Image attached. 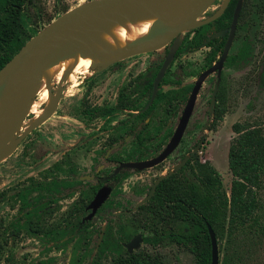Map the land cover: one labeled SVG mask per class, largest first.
<instances>
[{
	"label": "rangeland",
	"instance_id": "rangeland-1",
	"mask_svg": "<svg viewBox=\"0 0 264 264\" xmlns=\"http://www.w3.org/2000/svg\"><path fill=\"white\" fill-rule=\"evenodd\" d=\"M87 1L90 0H24L21 15L23 35L28 37L33 30L40 31L65 10ZM222 2L223 0L220 1V5ZM2 3L3 0H0V15L5 16L1 12ZM191 34L192 30H188L178 38L179 42L184 41L183 47L191 40ZM243 45L247 48L246 56L234 64L225 65L223 69L218 93L219 102L225 103L228 108L223 121L217 124L216 129H213L214 120L210 100L217 74L212 73L203 83L193 115L177 149L160 165L143 171L133 170L117 189L112 186L111 195L103 208L92 218L87 230L89 232L88 247L94 248V251L91 255L83 257L85 254V248H83L77 254L80 256L77 264L95 262L99 231L106 224L113 225L116 236H120L121 226L132 235L140 232L150 236L154 229L164 234L170 231L182 232L180 221L163 219L148 207L136 210L134 207L146 196L149 187L161 172L166 176L169 170H175L183 155L190 153L198 144L200 149L193 156L192 164L196 161L204 163L210 160L221 173L225 188L230 189L233 175L228 166V149L230 140L235 135L232 125L246 119L258 120L264 124V0H248L247 17L237 30L230 56L238 53ZM163 50L164 48L146 52L136 58L146 63L154 57H159ZM208 51L206 47L191 52L182 51L176 61L196 79L197 75L205 69ZM113 64L91 66L89 72L86 70L80 73L75 72L76 81L64 80L65 82L61 85L60 79L51 77L46 83L47 88L53 91L54 96L58 92L62 93L56 112L22 138L13 151L0 162V198L1 193H7L0 199V264H37L44 261L51 264H72L76 261L72 243L67 247L58 248L49 234L22 233L19 237L13 236L12 231L17 224L16 217L19 215V203H15V196L29 185L30 182L27 180L32 176L39 181L49 183L55 178L75 181L83 176L92 175L93 178L90 181L81 180L82 182L71 197L48 206L49 211L44 213L42 219L47 228H51L54 225L64 224L68 212L82 190L98 182L95 163L104 161L102 155L111 140L116 142L124 140L127 136L123 135L120 139L121 132L114 124L122 118L131 119L127 115L130 114L129 112L114 114L110 118L93 119L91 115L95 108L116 104L118 90L126 83V74L115 68L120 65H114V67ZM41 96L42 91H39L35 101L43 111L46 102ZM134 103H137L139 107L144 103V99ZM127 107L128 109L137 108L136 105ZM167 108V103H161L156 119H160V122L169 120L170 129L174 131L180 116L168 114ZM35 119V114L30 112L26 122L31 123ZM133 125L138 126V122ZM133 149L130 143L125 146L124 152H132ZM157 151H159L157 148H148L145 149V154L153 156L158 153ZM96 157L100 161H97ZM57 161H61L62 167L59 171L47 170ZM106 164L108 169L103 171L104 174L116 166L113 162ZM46 170L50 172L47 173ZM186 175L190 179H195L189 169ZM38 190L34 191L33 196L38 195ZM46 197L48 202L51 196L47 194ZM262 201L264 202V191ZM13 204L15 207H12ZM130 209L131 211L127 212ZM51 210L54 211L51 212ZM136 253L157 256L163 264H198L188 247L179 245L169 238H165L155 246L144 241ZM97 263L114 264L113 254L108 253ZM257 264H264V258Z\"/></svg>",
	"mask_w": 264,
	"mask_h": 264
},
{
	"label": "trees",
	"instance_id": "trees-1",
	"mask_svg": "<svg viewBox=\"0 0 264 264\" xmlns=\"http://www.w3.org/2000/svg\"><path fill=\"white\" fill-rule=\"evenodd\" d=\"M237 2L238 0H232L220 18L197 28V35L184 45L183 52L198 49L209 35L229 27ZM247 2L248 0H244L241 22L247 17ZM23 4L24 0H3L1 12L5 16L0 15V69L39 32L33 30L28 37L23 35L21 23ZM208 44L212 49L207 54L206 63L211 66L223 50L224 38L212 37ZM246 54L247 48L243 45L238 53L228 57L226 65L236 63ZM161 103L169 105L171 100H165L159 95L150 111L158 108ZM227 112L225 103H217L213 110V129L223 121ZM149 125L150 122L147 123L146 128ZM232 129L235 135L230 140L228 149V166L233 175L230 189L225 188L221 173L210 160L204 163L196 161L195 164L190 161L182 169L169 173L159 183L153 197L140 209L148 207L163 219L180 221L183 230L164 234L154 229L152 235L146 236V242L155 246L165 238H169L179 245L188 247L198 264H211L212 243L208 230L210 224L216 233L221 264H257L263 260L264 124L258 120L246 119L235 122ZM165 137L167 136L164 135L162 139ZM187 168L192 170L195 179H190L186 175ZM52 169L59 171L61 162H57L49 170ZM115 179H119V176ZM27 182H30L29 185L15 196V203H19V215L16 217L17 224L12 231L13 236L19 237L22 233L49 234L58 248L67 247L72 243L76 259V263L72 264L80 261V256L77 254L83 248H85L83 257L91 255L94 248L88 247L89 232L87 231L91 221L83 224L82 218L86 215V207L99 185H91L82 190L80 197L74 201L68 212L64 224L47 228L42 219L47 206L52 202H58L59 199L71 197L81 181L55 178L45 183L31 177ZM36 189H39L38 195L33 196ZM1 194L2 198L7 193ZM47 194L51 196L48 202ZM12 207H15V204ZM121 228L120 236H116L113 225L107 224L103 240L98 247V240L96 242L98 250L95 262L92 264H98V260L108 253H112L115 257L114 264H163L157 256L128 253L122 242L131 238L132 233L126 232L122 226ZM37 264H51V262L44 261Z\"/></svg>",
	"mask_w": 264,
	"mask_h": 264
},
{
	"label": "water",
	"instance_id": "water-1",
	"mask_svg": "<svg viewBox=\"0 0 264 264\" xmlns=\"http://www.w3.org/2000/svg\"><path fill=\"white\" fill-rule=\"evenodd\" d=\"M220 1L90 0L58 16L30 38L19 52L0 69V100L3 104V110L0 114V162L13 151L22 138H25L56 112L62 93L58 92L54 96L52 91L49 90L53 97L51 107L29 123L27 127H24L26 118L35 103L39 91V83L47 64L53 65L59 60L68 58L72 52L82 48V43L87 42L94 31L102 29L114 21L136 16L155 17L158 23L150 28L144 39L132 43L123 56H110L111 60L109 62L101 64V66H106L132 55L159 50L174 41L163 67L156 77L154 94L145 107L147 109L153 103L160 80L180 45L178 41L180 34L218 19L224 13L231 0H223L221 5ZM243 2L244 0H238L230 28L216 33V36H224L229 32L222 55L216 63L202 72L196 80L178 126L164 150L158 156L148 160L124 162L110 177L116 175L124 167L142 170L157 165L177 148L193 114L199 90L207 76L214 72L217 73V82L212 96V104L215 103L225 61L229 56L236 35ZM210 13L212 14L206 16ZM167 18L174 19V22L163 27L160 26ZM98 56H102V54H98ZM49 79L46 81L47 83ZM63 82L64 79L62 78L59 84L61 85ZM199 147L200 144L196 146L194 153ZM189 157L187 156L176 168H181ZM163 178L164 175L156 180L150 194L143 198L137 206L151 198ZM110 192L111 189L108 187H102L97 192L88 206L91 212L84 217L83 223L93 218L98 208L108 198ZM105 229L106 226H103L98 245L103 239ZM208 230L212 243L211 264H221L216 233L210 224H208ZM142 240V234H138L129 243H126V246L130 251H133L140 246Z\"/></svg>",
	"mask_w": 264,
	"mask_h": 264
},
{
	"label": "flooded vegetation",
	"instance_id": "flooded-vegetation-1",
	"mask_svg": "<svg viewBox=\"0 0 264 264\" xmlns=\"http://www.w3.org/2000/svg\"><path fill=\"white\" fill-rule=\"evenodd\" d=\"M231 1H230V3H231ZM211 14L212 13L207 14L206 16H209ZM232 21H233V19H232ZM240 24H241V21H240V18H239L237 30L239 29ZM230 26H231V24L229 25V27H226L223 30H225L227 28H230ZM200 27H197V28H200ZM197 28L190 29V30H192V34L190 36L191 40L194 39L195 36L197 35ZM223 30H221V31H223ZM218 32H220V31H217V32L213 33L212 35H209L208 38L203 42V45L201 47H199L198 49H195V50H199V49H201L203 47H206L210 51L212 49V46L208 44V41L212 37H222V38H224V45H223V50H224L226 41L228 39L229 32L226 35H224V36H216V33H218ZM236 34H237V31H236ZM180 36H181V34H180ZM235 38H236V35H235ZM235 38H234V41H235ZM183 42H184L183 40H182V42H180V45H179V47H178V49H177V51H176V53L174 55V58L168 64V66H167V68H166V70H165V72H164V74H163V76H162V78L160 80V83L158 85V91H157V94H156L155 99H154V101H155L156 98L160 95V97L165 99V100H171V104L168 105V108L166 109V111H167L168 114H171V113L177 114V115L179 114V116H180L179 121H180L181 116H182V114L184 112V109H185L186 104H187V102L189 100V97H190V95H191V93L193 91V88H194L196 80L199 78V76L202 74V72H204L206 69L210 68L214 63H216L219 60V58H220V56L222 55V52H223V50H222V52H220V54L218 55V59L211 66H208L207 63L205 62V64H204L205 65V69H203V71L200 72L197 75L196 79H194V77L192 75H190V72L186 71L185 67H183V65L181 63L178 64V62L176 61L177 56H179L180 53L184 50ZM173 44H174V41L170 42L168 45H166L164 47V50H163L162 54L159 57H154L152 60H150L149 62H146V63L145 62H140V61L137 60L138 58H136L137 56H140L143 53L132 55V56H129V57L123 59V60L114 62L113 66L114 65H120V67H117V66L116 67L114 66V67L117 68L118 70H121L120 72L126 74L125 75L126 83L123 84V86L118 90L119 93L117 94L118 98H116V104H111V105H106V106L104 105V106L95 108L94 110H92V114L91 115H92L93 119L103 118V117L104 118H106V117L110 118L114 114L120 115L123 112H129L130 114H127V115L129 117H131V119L130 118H122L121 120H118V122H116V124H114L119 129V131L121 132V135H119L120 139H121V137L123 135H127V136L124 138V140H119V141H116V142L111 140L107 144V148H106L105 152H103V155H102V157H103L105 162L104 161H102L100 163L96 162L95 165H94L95 174H96V177L98 178V182L95 183V184H90V186L91 185H99L98 186V190L96 191L95 195L97 194V192L102 187H108V188L111 189V192L109 194V196H110L111 193H112L113 188L115 187L117 189L119 187V185L122 184L124 182V180L129 176V173L131 171H133V170L143 171V170H148L150 168L158 166L161 163H163L177 149L176 148L172 153H170L167 156L166 159H164L162 162H160L157 165H154L152 167H149V168H146V169H142V170L136 169V168H125L124 167L116 175H113L112 177H110L113 174V172L124 162L148 160V159H151V158H154V157L158 156L164 150V148L167 146V144L171 140V138H172L177 126H178V124H177L175 130L173 131V130L170 129L171 125H170L169 120L166 121V122H160L159 121L160 119L159 120L156 119V117H157L156 115L158 113V108L150 111V108L153 105L154 101L149 106V108L145 109L146 105L149 103V101L151 100V98H152V96L154 94L156 77H157L158 73L160 72V70L162 69L164 61H165L166 57L168 56ZM191 51H193V50H191ZM191 51H189V52H191ZM208 52H207V54H208ZM229 56H230V52H229ZM206 57H207V55H206ZM226 61H225V65H226ZM142 64H144V65H142ZM214 73H216V72H214ZM222 77H223V71H222ZM221 81H222V78H221ZM221 81H220V85H219L218 91L216 93V99H215V103L214 104H212V96H213V93H214V90H215V87H216L217 79H216V82H215V87H214L213 93L211 95L210 108H211V111H212V115H213V110L216 107L217 103H220L219 102V98H218V93H219V89H220V86H221ZM202 86H203V84H202ZM201 88H200V90H201ZM200 90H199V92H200ZM198 95H199V93H198ZM197 98H198V96H197ZM143 99H144V103L141 106H139V107L137 106V103H134L136 101H141ZM196 102H197V100H196ZM134 105H136L137 108L128 109V107H127V106H134ZM135 122H138V126L137 125H135V126L133 125V123H135ZM148 122H150V125H149V127L147 126L148 128H146V125H147ZM147 129H149V132H147ZM164 135H166L167 137L162 139ZM183 137H184V135H183ZM183 137H182V139H183ZM182 139H181V142H182ZM130 143H131V146L134 149L132 150V152L129 151L128 153H125L124 152L125 151V146L127 144H130ZM180 143H179V145H180ZM147 148H157L159 151H157L158 153H156V155L147 156L145 154V149H147ZM195 148L190 153H185L183 155V157L180 160V163L183 162V160L187 156H190V157L182 165L181 168H179V169L176 168L175 170L171 169V170L168 171L167 175L169 173L176 172V171L182 169L183 167L187 166L190 161L192 163L191 159L193 158L195 153H197L198 150L200 149V147H199V149L194 153ZM95 159H97V161H100V159L97 158V157ZM57 162H61V161H57ZM57 162H55L54 165ZM107 162L108 163L109 162H113V163L116 164V166L111 168V170H107L106 173L104 174L103 171L108 169L107 168V164H106ZM53 166L50 167V168H53ZM50 168H48L47 170H49ZM188 169L192 173V170L190 168H187L186 171ZM47 170H46V172H47ZM162 175H164V173L161 172L160 175L151 184L146 196L148 194H150V192L152 190V187L155 184L156 180ZM116 176H119V179H115ZM166 176L164 175V177H166ZM32 177L36 178L35 176H32ZM92 178H93L92 175H86V176H83V177H81V178H79L77 180L90 181ZM158 185H157V187H158ZM112 186H113V188H112ZM157 187H156V189H157ZM156 189H155L153 195L155 194ZM95 195L93 196V198L95 197ZM153 195L151 196V198L153 197ZM109 196H108V198H109ZM93 198L90 200V202L93 200ZM108 198L98 208L97 212L103 208V206L106 203V201L108 200ZM64 199H67V198H64ZM150 199H148L147 201H145V202H143V203H141L140 205L137 206V204L141 201L140 200L136 204V206L134 207V210L140 209V207L143 206L144 204H146ZM60 200L61 199H59V201ZM90 202L88 203V205L86 207V211H87L86 215H88L91 212V209H88V206H89ZM52 203H56V202H52ZM52 203H50L48 206H50ZM48 206H47V208L45 210V213H48V211H49ZM52 211H54V210H51V212ZM130 211H131V209L128 210L127 212H130ZM97 212H96V214H97ZM86 215L83 216L82 219H84V217H86ZM88 222L89 221H87L86 223H88ZM86 223H83V224H86ZM54 226H57V225H54ZM104 226H107V224L104 225ZM102 230H103V227H102ZM102 230H101V233H102ZM104 233H105V231H104ZM138 234H142L143 240H142V242H141V244H140V246L138 248H135L133 251H130L129 248L126 246V243H129ZM99 238H100V235H99ZM145 238H146V236L143 233L136 232V233H134L131 236V238H129L126 241H123L122 245H123L124 249L128 253H130V254L136 253V251L141 247V245L145 241ZM98 241H99V239H98ZM99 245H98V242H97V247ZM113 258H114V263H115V257L113 256Z\"/></svg>",
	"mask_w": 264,
	"mask_h": 264
},
{
	"label": "bare ground",
	"instance_id": "bare-ground-1",
	"mask_svg": "<svg viewBox=\"0 0 264 264\" xmlns=\"http://www.w3.org/2000/svg\"><path fill=\"white\" fill-rule=\"evenodd\" d=\"M172 22H174V19L167 18L160 26L163 27ZM157 23V19L151 16H136L114 21L106 27L94 31L88 41L82 43V48L72 52L68 58L59 60L53 65L47 64L38 89L42 91L41 98L46 102V106L42 111L35 101L31 109V112L35 114V118L37 119L46 109L48 110L53 102V97L46 84L49 78L54 77L57 80L63 78L66 82L76 81L75 72L80 73L84 70L89 72L91 66L109 62L111 60L110 56H123L132 43L144 39L150 28ZM98 54H102V56H98ZM2 110L3 104L0 100V114ZM28 124L26 122L24 127H27Z\"/></svg>",
	"mask_w": 264,
	"mask_h": 264
}]
</instances>
